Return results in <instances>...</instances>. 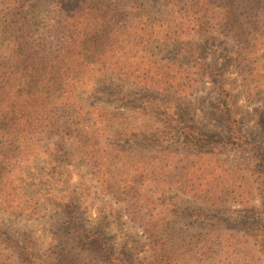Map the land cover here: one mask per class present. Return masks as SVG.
Here are the masks:
<instances>
[{"label": "rangeland", "instance_id": "374dc122", "mask_svg": "<svg viewBox=\"0 0 264 264\" xmlns=\"http://www.w3.org/2000/svg\"><path fill=\"white\" fill-rule=\"evenodd\" d=\"M124 1L91 15L87 76L51 98L31 82L34 125L0 158V264H264V4ZM55 3L29 15L57 43Z\"/></svg>", "mask_w": 264, "mask_h": 264}, {"label": "trees", "instance_id": "16d2710c", "mask_svg": "<svg viewBox=\"0 0 264 264\" xmlns=\"http://www.w3.org/2000/svg\"><path fill=\"white\" fill-rule=\"evenodd\" d=\"M244 1L250 9L256 4H264V0ZM165 2L166 6L175 10L182 0ZM111 6V0H56L55 11L60 20L53 26L57 36L55 43L54 39L49 41L43 34L36 38L29 15L30 0H0V41L6 46V51L1 56L3 58L0 59V158H6L4 151L7 146L4 147V142L7 135L10 136L9 133L18 129L25 130L29 123L34 125V119L38 115L36 108L33 111L27 108L28 101L34 94L30 90L31 82L42 85L51 98L59 91L63 95L74 76H87L82 74V68L92 67L95 63L81 60L78 55L88 47L92 51L96 48L92 39L98 36L99 30L89 29L92 27L91 15ZM141 7V4L131 0L123 3L124 10L129 12L140 10ZM84 13L89 16L85 18L86 24L80 22ZM114 32L107 33L109 40L128 33L127 30L122 33ZM195 33L201 35L198 28ZM224 87L222 84L221 88ZM223 105L225 118L238 124L239 114L235 112L230 100H225ZM1 162L3 161L0 160V165Z\"/></svg>", "mask_w": 264, "mask_h": 264}]
</instances>
